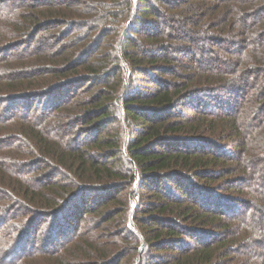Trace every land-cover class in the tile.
I'll list each match as a JSON object with an SVG mask.
<instances>
[{
	"label": "trees",
	"instance_id": "obj_1",
	"mask_svg": "<svg viewBox=\"0 0 264 264\" xmlns=\"http://www.w3.org/2000/svg\"><path fill=\"white\" fill-rule=\"evenodd\" d=\"M27 1L26 13L5 16L12 17L14 27L10 32L0 29V44L29 37L31 27L39 30L44 22L47 28L65 25L70 32L80 31L75 39H67L62 29L54 34L56 39L66 37L65 44L52 53L47 44L45 57L54 67L61 64L50 78H68L58 86L60 93L75 87L89 94L70 104L64 117L78 108L94 137L79 146L65 141L63 148L48 142L35 127L29 129L37 154L56 164L74 185L63 186L55 178L57 182L37 192L33 181L17 176L32 185L17 194L27 202L34 200L52 214L62 202L68 200L66 207L72 203L66 212H71L75 237L64 253L74 251L70 264H264V92L235 100L243 109L250 102L248 113L236 112L233 103L207 113L204 99L185 102L196 94L207 98L224 88L230 92L227 84L237 68L244 77L264 70V48L223 59V69L220 64L218 69L207 68L201 60L196 65L181 63L185 72L177 80L171 72L175 61L167 53L174 50L165 43L186 31L208 42L223 40L228 55L264 35V0H154L159 5L152 0ZM142 33L146 39L138 45ZM23 55L14 60L18 66L3 70L8 91L22 90L33 81L40 88L47 82V77H27ZM56 55L61 59L53 60ZM168 75L178 82L165 79ZM99 85L103 89L91 96L90 90ZM181 106L193 113L175 119ZM8 122L7 116L0 117V135L9 130L4 126ZM112 128L116 131L104 136ZM3 145L1 149L7 147ZM2 158L0 176L6 170ZM10 188L0 178L5 200ZM43 190L52 197L44 198ZM3 210L7 208L0 206ZM107 224L128 235L126 239H112L111 232L102 229ZM56 232L36 254L46 264L57 254L55 264L67 263L54 246ZM9 254L16 255L0 248V264H6ZM16 262L29 264L19 258Z\"/></svg>",
	"mask_w": 264,
	"mask_h": 264
},
{
	"label": "rangeland",
	"instance_id": "obj_2",
	"mask_svg": "<svg viewBox=\"0 0 264 264\" xmlns=\"http://www.w3.org/2000/svg\"><path fill=\"white\" fill-rule=\"evenodd\" d=\"M26 2L28 1L0 0V29L2 28L9 31V28L14 27V25H11V21L13 19H11L12 17L10 15L16 13L15 16L17 18L19 16L18 14L26 13L24 10ZM152 3L159 5L158 1L152 0L151 4ZM7 14L10 15L5 18ZM23 20L26 21V18H23ZM13 23L15 22L13 21ZM42 24L46 27L43 26V28H40L39 30H37L36 27V29L31 27L29 30V37H23L19 40L11 38V40L8 39L6 42L0 44V117L7 116L10 118V122H8L7 125H4L6 128H9V130L6 131L4 135H0V153L2 154L0 157H3L4 167L6 168L0 178L11 186V191L9 192L10 195L7 194L9 200H5L7 197H5L2 192L0 193V206L4 207V209L7 208V210L0 211V248L5 252L11 250L16 254L15 257L10 254L6 255V264H14L18 258L29 264H46L43 260L44 257L36 254L37 251H40L44 246L49 234L52 236V233L55 232V230H57V239L54 242V246L58 247L60 257L64 256L63 260L67 261L66 264H70L69 260L72 259L70 255L73 256L75 254L73 250H71V252H67L66 255L68 257L64 254L66 246H68L69 242L75 237V234H73L74 232L71 231V224L74 223L73 219L71 217L68 218V215L71 212H66L72 203L66 207L65 203L68 200L66 202H62L60 209L52 214L50 213L51 211H47V208L40 207V204H34V200L27 202L28 199L26 200L23 196L17 195L18 192L23 194L22 188L27 186L26 181L24 182L17 178L18 175L26 177L31 184L33 181L37 192H40L38 189L42 186H47L49 183L54 184L56 181L54 180L55 178L58 180V182H56L63 186H71L73 184V181L64 177V173H62L56 164L45 161V158V160H42L43 156L41 154H37V150H35L33 146L34 143L29 142V137L32 138L29 132L30 127H35L38 132L45 133L48 142L57 143L63 148H65V141H68L71 146H79L82 145L84 141L86 142L92 139L94 137L92 135L95 133L93 127L91 128V125L81 122L80 119L82 114L78 108L73 109V115L71 114L67 118L64 117L65 110L70 107V104H74L76 101L80 102L89 94L81 91L80 88L75 87L60 93L58 86L64 84V81L68 78L63 76L61 79H58L60 75H58V78H50L54 69H58L57 71L61 69V64L54 67L47 63L48 59H46L47 55H49V52L47 51V44H49L50 53L56 52L61 45L65 44V40H63L64 38H78L80 31L75 29L70 32L68 27L65 25H61L62 28H47V25H45L46 22ZM181 25L182 30L185 31L187 28L183 27V24ZM61 29L65 32L64 34L68 33L67 36H60L59 38L57 37V39L53 38L54 34L62 31ZM162 30H165V28H162ZM38 31L40 32L38 33ZM185 33L186 34H177L175 37H171L165 41V43L169 44L174 50L169 52L167 51V53H169L168 57L175 61L172 63L173 68L171 72L175 78L177 77V80L181 73L185 72V70L180 67L181 63L187 65L194 63V65H196L201 60L203 65L207 68L213 67L214 69H218L217 65L220 64L223 69V59L229 60L231 58H242L247 55V53H245V49L248 50L258 46H261V49L264 48L263 35L256 41H254L255 39H251V42L248 44L246 43L244 47L236 50L237 52L235 49L228 51L230 53L227 55L223 53V49L227 47V45H223V40L217 41L212 39L208 42V40L204 39L203 35L196 38L197 36H188L186 31ZM214 33L215 31H212V34ZM8 34L6 35L8 36ZM95 34L96 33H94V35ZM93 39H95V37ZM145 39L146 36L144 33L138 35L137 44L141 45ZM103 42L107 43L109 40L106 38ZM185 49L186 51H184ZM103 50L104 49H100L98 51V55ZM21 52L26 54L23 55L22 59L24 61L23 63H25L23 67L25 66L24 72L27 77H33L35 75H38L39 78L42 79L47 77V82L40 88L34 87L35 83L36 85H38V83L37 81H33L32 84L28 83L27 85H23L22 88H20L22 90L8 91L5 82L2 80L6 76V72H3V70L4 68H8L5 66H18L19 64H14V60ZM156 52L160 53L159 50H156ZM159 55L160 57H163V54ZM60 57H62L61 54ZM60 57L58 55L53 56V60L61 59ZM33 62L35 64H33ZM30 67H32L31 69L34 67V70L32 71ZM224 68L229 69L231 67L227 66ZM237 69H235V71L230 75L231 78L229 80V84H227L232 87L230 92L224 88V90L222 89L215 94L210 93L207 98H203L202 95L196 94L193 95L197 96L196 98H190L189 101L186 100L185 102L189 104L191 102H195L194 99H204L202 104L203 106L205 105L204 111L207 113L216 110L218 107L223 108L225 103L228 105L229 103H233L234 108L236 107L234 109L236 112L240 109V111L248 113L246 110L250 108V106H248V103L250 102H248L246 104L247 107L245 106L243 109V107L241 108L242 104L238 106V102L235 100L241 99V97H247L250 99L251 96L254 97L261 90L264 92V70H261L255 75L250 74L247 77H244L243 74L238 76V73H241V69L240 72L237 71ZM254 76H257V78L253 79L252 77ZM175 78L168 75L165 79L172 82H178ZM101 89L103 88L100 85L94 87L90 90V95L92 96L96 94ZM263 97L264 93L261 98ZM199 102L200 101H198V103ZM186 103H183V105ZM59 106L62 107L58 112L55 108ZM179 111L181 112L179 113ZM192 113L193 112L190 110H187V106H181V108L177 110V116L175 119H182L186 115H192ZM222 114L223 111L219 115L223 116ZM12 115L13 117L11 118ZM61 120L65 125L61 124ZM19 129H21V133H19ZM115 131L116 129L114 128L107 130L104 136H107L109 132ZM15 133L17 134L15 135ZM18 134H22L23 136L21 137L19 135L18 137ZM4 143L7 147L1 149V147H4ZM92 153L98 154L97 151ZM261 176L264 177V174H261ZM31 186L29 187L31 188ZM43 192L45 194L43 195L44 198L52 197L50 192L45 190H43ZM219 195L223 196V192H219ZM88 206H93L92 200L89 202ZM56 219H58L57 221L59 224H55ZM107 225L102 229L109 230L112 234V239H119L120 237L121 239H126L128 236L120 233V230H117L114 226H111V224ZM262 246L264 247V242L262 243ZM57 255L51 256L53 257L52 264H55L58 261L54 259L55 257L59 259ZM2 260L3 259L1 258V262Z\"/></svg>",
	"mask_w": 264,
	"mask_h": 264
}]
</instances>
